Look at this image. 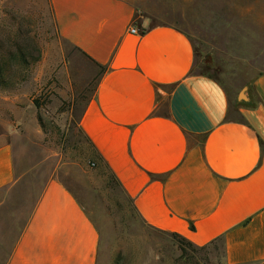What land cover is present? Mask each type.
I'll return each instance as SVG.
<instances>
[{
  "label": "crops",
  "instance_id": "obj_1",
  "mask_svg": "<svg viewBox=\"0 0 264 264\" xmlns=\"http://www.w3.org/2000/svg\"><path fill=\"white\" fill-rule=\"evenodd\" d=\"M47 1L60 38L102 70L80 128L141 220L197 248L221 243L224 264H263L264 0L233 15L224 6L243 25L245 50L210 43L222 63L258 71L253 104L239 107L195 70L206 27L196 0ZM11 134H0V206L21 177ZM100 245L91 213L55 175L4 264H98Z\"/></svg>",
  "mask_w": 264,
  "mask_h": 264
},
{
  "label": "rangeland",
  "instance_id": "obj_2",
  "mask_svg": "<svg viewBox=\"0 0 264 264\" xmlns=\"http://www.w3.org/2000/svg\"><path fill=\"white\" fill-rule=\"evenodd\" d=\"M243 2L196 0L195 4L206 22L205 28H198L203 38L194 41L195 70L218 79L236 107L253 104L250 83L258 71L248 63H222L223 48L216 52L210 43L234 47L236 52L246 49L242 44L249 41L243 25L229 23L236 16H228L224 7L229 5L232 15L237 14ZM235 5L238 11L233 10ZM17 46L29 58L39 57L28 71L22 69L25 81L0 88V134L11 139L14 132L21 175L0 206V264L5 263L44 183L55 175L79 197L98 225V264H224L219 242L202 248L180 245L171 234L147 226L111 173L97 162L80 119L102 70L60 38L47 0H0V47L16 51Z\"/></svg>",
  "mask_w": 264,
  "mask_h": 264
},
{
  "label": "trees",
  "instance_id": "obj_3",
  "mask_svg": "<svg viewBox=\"0 0 264 264\" xmlns=\"http://www.w3.org/2000/svg\"><path fill=\"white\" fill-rule=\"evenodd\" d=\"M23 52L22 49L16 47V51L12 49H4L3 47H0V88L1 89H9L12 86H15L16 84L23 82L27 79V75L23 74L22 69L28 71L31 65L38 60V57H32ZM17 63L16 68H12L10 66L11 63ZM82 131V130H81ZM83 133V132H82ZM84 135V134H83ZM86 141L91 146L97 160L103 163V159L100 156V154L97 152L93 144L90 142V140L84 135ZM105 167V166H104ZM106 168V167H105ZM113 176V175H112ZM113 178L116 180V178L113 176ZM117 184L120 186L119 182L116 180ZM130 198V197H129ZM131 199V198H130ZM132 201V199H131ZM133 204V201H132ZM134 208V206H133ZM135 210V208H134ZM136 211V210H135ZM163 232V231H162ZM168 233V232H165ZM173 237L177 238L180 241V245L186 244L191 247H195L191 242L183 238L182 236L175 234V233H169Z\"/></svg>",
  "mask_w": 264,
  "mask_h": 264
},
{
  "label": "built area",
  "instance_id": "obj_4",
  "mask_svg": "<svg viewBox=\"0 0 264 264\" xmlns=\"http://www.w3.org/2000/svg\"><path fill=\"white\" fill-rule=\"evenodd\" d=\"M130 32H132V33H138V30H137L136 27H132V28L130 29Z\"/></svg>",
  "mask_w": 264,
  "mask_h": 264
}]
</instances>
